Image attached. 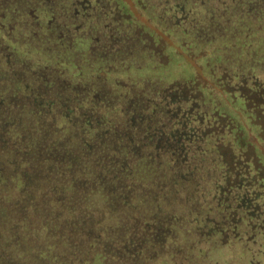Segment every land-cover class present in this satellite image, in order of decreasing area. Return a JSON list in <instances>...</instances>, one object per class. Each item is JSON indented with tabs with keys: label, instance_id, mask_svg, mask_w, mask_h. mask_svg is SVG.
I'll return each mask as SVG.
<instances>
[{
	"label": "trees",
	"instance_id": "trees-1",
	"mask_svg": "<svg viewBox=\"0 0 264 264\" xmlns=\"http://www.w3.org/2000/svg\"><path fill=\"white\" fill-rule=\"evenodd\" d=\"M133 1L236 90L149 76L170 57L124 0H0V264L259 255L264 0Z\"/></svg>",
	"mask_w": 264,
	"mask_h": 264
},
{
	"label": "rangeland",
	"instance_id": "rangeland-1",
	"mask_svg": "<svg viewBox=\"0 0 264 264\" xmlns=\"http://www.w3.org/2000/svg\"><path fill=\"white\" fill-rule=\"evenodd\" d=\"M126 5L128 6V9L132 12V14L136 17L137 21L141 24L142 27H144L146 32L148 33V36H151V38H154V41H157L156 35H160L162 37L164 46H166V55H169V57L163 58V62H168L169 64L165 67L155 69L154 72H147L149 76H152L154 79L159 80L162 84L166 86H171L173 84H185L190 83L194 80H196L197 84L202 85L204 87L205 92L210 91L216 97L220 99H228V96L225 92H223V88L218 85V82L216 81V77H212L210 75V69L205 65L204 59H201L199 57H192L190 56L186 51H183L180 46H178L175 42L176 39L174 36L166 35L161 31L158 27V25L151 20L146 13L140 12L138 7L135 5L133 0H124ZM156 34H154V33ZM149 44V43H148ZM146 44V45H148ZM153 44L151 49L153 48ZM159 50V48H157ZM204 55H207L204 54ZM229 101V100H228ZM230 111H232L234 114L229 113L232 117L236 118L238 116L239 119H242L241 112L233 106L230 102H228ZM222 108V107H221ZM224 110V108H222ZM243 123V120L241 121ZM250 141L255 144L258 149H262V153L264 154V144L260 143V141L253 135H249ZM251 148V147H250ZM254 147L250 149V156H255ZM254 154V155H253ZM248 157V156H247ZM249 158V157H248ZM256 163L257 160H254ZM218 262L217 264H253V258H217ZM259 261L258 258L255 259V264H258ZM262 262V261H261ZM214 260H212L208 264H216ZM263 264V263H262Z\"/></svg>",
	"mask_w": 264,
	"mask_h": 264
},
{
	"label": "flooded vegetation",
	"instance_id": "flooded-vegetation-1",
	"mask_svg": "<svg viewBox=\"0 0 264 264\" xmlns=\"http://www.w3.org/2000/svg\"><path fill=\"white\" fill-rule=\"evenodd\" d=\"M210 75L212 76V77H214L211 73H210ZM227 76H225V78H226ZM251 81H249L248 82V84L250 85L253 81H252V79H253V77H250L249 78ZM216 81L218 82V85L219 86H221L222 88H223V92H228V93H231V92H233L234 90H236L235 89V87H226L223 83H222V81H220V79H216ZM226 85H228V84H226ZM252 87V86H251ZM252 92H255V91H253L252 90V88H249V89H245L244 90V93L245 94H247V96H250V95H252ZM261 93V95H262V92H260ZM264 93V92H263ZM227 95V94H226ZM264 96V95H263ZM262 98V97H261ZM263 101H264V99H262ZM249 127L247 128L249 131H251V128H252V125H248ZM256 170V169H255ZM250 172L251 173H249V171H248V178H251V183H252V185H254V184H257V186L258 185H261L260 183H259V177H258V172L257 171H254V169H252V170H250ZM255 172V173H254ZM247 178V179H248ZM259 187V186H258ZM249 194H250V192H249ZM252 195V194H251ZM250 206L249 207H251L252 209H253V211H252V215H254L255 217H258V216H260V214L262 213L261 212V210H259L258 208H256L255 207V205H254V200L253 199H251L250 198ZM254 209H256V210H254ZM250 225H251V227L252 228H256L257 227V224L256 223H250ZM262 226H264V225H262ZM263 228V227H262ZM255 233H253V234H250L251 236H250V238L248 239V241H250L251 243V245H253V249L254 250H257V252H260L259 253V261L257 262L258 264H264V231H261V232H263L262 234L260 233L259 235H257L256 234V231L255 230H253ZM260 255H261V257H260ZM257 256V257H258ZM257 257H255V258H253V261H252V263L253 264H255V259L257 258ZM262 261V262H261Z\"/></svg>",
	"mask_w": 264,
	"mask_h": 264
}]
</instances>
